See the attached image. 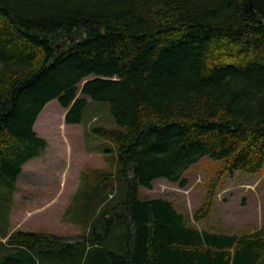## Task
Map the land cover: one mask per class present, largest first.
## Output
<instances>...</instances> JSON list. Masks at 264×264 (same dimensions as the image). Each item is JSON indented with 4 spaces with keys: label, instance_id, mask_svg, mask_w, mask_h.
Returning a JSON list of instances; mask_svg holds the SVG:
<instances>
[{
    "label": "trees",
    "instance_id": "1",
    "mask_svg": "<svg viewBox=\"0 0 264 264\" xmlns=\"http://www.w3.org/2000/svg\"><path fill=\"white\" fill-rule=\"evenodd\" d=\"M86 98L119 128L90 129L116 167L65 209L81 232H9L16 179L47 148L38 115L56 100L79 124ZM203 157L218 175L263 167L264 0H0V264H264V227L199 230L170 200L138 197L157 179L186 186Z\"/></svg>",
    "mask_w": 264,
    "mask_h": 264
},
{
    "label": "rangeland",
    "instance_id": "2",
    "mask_svg": "<svg viewBox=\"0 0 264 264\" xmlns=\"http://www.w3.org/2000/svg\"><path fill=\"white\" fill-rule=\"evenodd\" d=\"M86 99L79 124L65 122L67 110L56 100L47 103L38 115L33 128L46 140L47 148L42 156L25 164L16 179L9 232L52 233L67 238L81 232V225L61 220L64 210L78 199L84 181L93 185L96 171L113 173L116 167L115 145L93 136L90 129L119 128L108 103ZM219 169L220 161L203 157L183 173L186 186L157 179L151 189L139 188L138 197L170 200L199 230L243 234L264 227V164L254 174L236 171L218 175ZM210 194L209 214L194 220V212Z\"/></svg>",
    "mask_w": 264,
    "mask_h": 264
},
{
    "label": "crops",
    "instance_id": "3",
    "mask_svg": "<svg viewBox=\"0 0 264 264\" xmlns=\"http://www.w3.org/2000/svg\"><path fill=\"white\" fill-rule=\"evenodd\" d=\"M32 160V159H31ZM29 162V161H28ZM27 162V163H28ZM26 163V164H27ZM64 212H65V210H64ZM64 212H63V214H64ZM11 214H12V205H11V209L9 210V213H8V217H7V220H6V222H7V226H10V218H11ZM63 216V215H62ZM61 220H62V217H61Z\"/></svg>",
    "mask_w": 264,
    "mask_h": 264
}]
</instances>
